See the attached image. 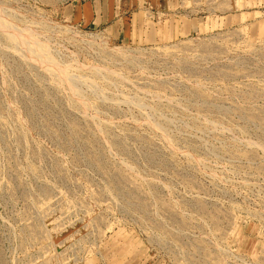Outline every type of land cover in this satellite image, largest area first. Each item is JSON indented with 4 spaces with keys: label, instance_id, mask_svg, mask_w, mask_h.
I'll list each match as a JSON object with an SVG mask.
<instances>
[{
    "label": "rangeland",
    "instance_id": "1",
    "mask_svg": "<svg viewBox=\"0 0 264 264\" xmlns=\"http://www.w3.org/2000/svg\"><path fill=\"white\" fill-rule=\"evenodd\" d=\"M0 264H264V0H0Z\"/></svg>",
    "mask_w": 264,
    "mask_h": 264
},
{
    "label": "bare ground",
    "instance_id": "2",
    "mask_svg": "<svg viewBox=\"0 0 264 264\" xmlns=\"http://www.w3.org/2000/svg\"><path fill=\"white\" fill-rule=\"evenodd\" d=\"M9 23V22H8ZM11 24V23H10ZM3 25V24H2ZM13 29V28H12Z\"/></svg>",
    "mask_w": 264,
    "mask_h": 264
}]
</instances>
